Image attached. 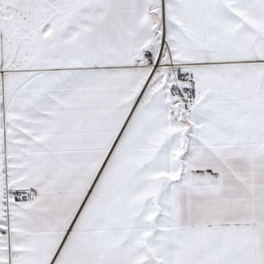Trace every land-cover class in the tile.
Returning a JSON list of instances; mask_svg holds the SVG:
<instances>
[{"label": "snow or ice", "instance_id": "snow-or-ice-1", "mask_svg": "<svg viewBox=\"0 0 264 264\" xmlns=\"http://www.w3.org/2000/svg\"><path fill=\"white\" fill-rule=\"evenodd\" d=\"M0 264H264V0H0Z\"/></svg>", "mask_w": 264, "mask_h": 264}]
</instances>
